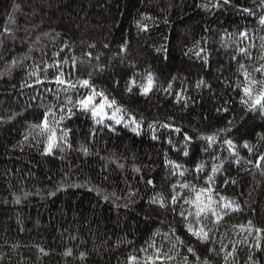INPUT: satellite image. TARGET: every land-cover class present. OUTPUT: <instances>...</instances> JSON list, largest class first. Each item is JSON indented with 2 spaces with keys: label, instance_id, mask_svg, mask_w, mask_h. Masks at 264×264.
Segmentation results:
<instances>
[{
  "label": "trees",
  "instance_id": "16d2710c",
  "mask_svg": "<svg viewBox=\"0 0 264 264\" xmlns=\"http://www.w3.org/2000/svg\"><path fill=\"white\" fill-rule=\"evenodd\" d=\"M262 17L261 0H0V264H264V109L244 92L264 88ZM93 91L119 123L81 109Z\"/></svg>",
  "mask_w": 264,
  "mask_h": 264
},
{
  "label": "snow or ice",
  "instance_id": "6c2138e0",
  "mask_svg": "<svg viewBox=\"0 0 264 264\" xmlns=\"http://www.w3.org/2000/svg\"><path fill=\"white\" fill-rule=\"evenodd\" d=\"M225 2H227V0H225ZM261 4H264V0H261ZM244 11L248 12L250 11L249 9H244ZM261 22L264 23V17L261 18ZM146 27V26H145ZM5 31H7V29H5ZM243 51V50H242ZM243 67V66H241ZM261 70V69H258V71ZM247 73H245V76L247 77ZM90 77H91V74H89V79H82L79 81V83L82 85V86H87V87H91L90 85ZM57 81L59 83H65L64 80H61L59 77H57ZM153 82H154V77L151 73H148V75L146 76V84L145 85H142L141 86V89H142V94H147L152 86H153ZM252 84H257V83H264V82H257L255 80H252L251 81ZM132 84L134 85L135 84V80L132 81ZM132 88L131 86L128 88V91H131ZM244 92L245 94L249 97V101L251 102L250 103V107L252 108H256V107H259L260 109H264V88H262L258 94H253V91L250 87H245L244 88ZM96 95H102V94H97L95 93V91H93L92 94L84 97L83 99H81L80 101H78V104L79 106L81 107L82 110H90L93 114V116H96V115H100L103 113V110L104 108L106 107V104H107V97H104V103H95V96ZM249 101H245V103H248ZM115 104V101H112L111 104H107V106L111 107L112 105ZM117 112L120 111V109H116ZM113 119H116V122L119 123L120 120L116 118L115 115H113L112 117ZM134 122V121H133ZM35 127H41V130L42 131H48L49 133H51V135H49L48 137V146L46 148V151L47 152H51L52 151V148L55 146V141H56V130L54 128H51L49 127L48 125V122H47V119L45 118V120L42 122V126L41 125H37ZM138 127V125H137ZM133 131H136V129L134 128ZM179 131V130H177ZM190 139V138H189ZM225 143H227L230 147L232 146V141H225ZM245 147H247V143L245 144ZM87 150L85 149V152ZM261 159H264V157H261ZM177 167H179V165H177ZM215 170V169H214ZM149 183H152L151 181H149ZM186 186V185H185ZM205 191H208L207 189H201V192H205ZM199 198H200V194L197 193L196 194V198L194 201H192V203H194L196 205V208H197V211H196V216L199 217L200 214L202 212L205 211V208L201 207L200 204L198 203L199 201ZM221 199H224L223 197ZM173 200V203H175L176 201V197H173L172 198ZM156 201L153 200V203H155ZM162 203V201H161ZM231 205L226 203L224 205V207H230ZM236 208H238L239 206L236 205L235 206ZM213 214L215 215V212L213 210ZM220 217H217V220H219ZM251 223V222H249ZM189 231L193 233V235H196L198 237H201V238H204V239H207L208 238V232L205 231L203 229V227H201L199 230L197 231H194L191 227H189ZM257 231H260V230H257ZM189 252H193V249L192 248H189L188 249ZM160 257L157 256L156 259H159ZM130 260L134 261L136 260V257H129Z\"/></svg>",
  "mask_w": 264,
  "mask_h": 264
},
{
  "label": "rangeland",
  "instance_id": "374dc122",
  "mask_svg": "<svg viewBox=\"0 0 264 264\" xmlns=\"http://www.w3.org/2000/svg\"><path fill=\"white\" fill-rule=\"evenodd\" d=\"M95 103L99 104V103H103V102H101V101H98V102L95 101ZM108 115H110V116L113 117V113L110 112V111L107 109V107H105L104 110H103V113L100 114L99 116L105 117V116H108Z\"/></svg>",
  "mask_w": 264,
  "mask_h": 264
}]
</instances>
